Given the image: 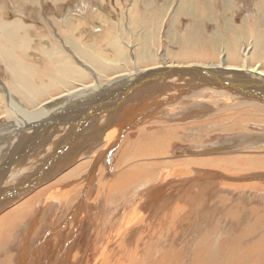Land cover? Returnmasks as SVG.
<instances>
[{
	"label": "bare ground",
	"instance_id": "bare-ground-1",
	"mask_svg": "<svg viewBox=\"0 0 264 264\" xmlns=\"http://www.w3.org/2000/svg\"><path fill=\"white\" fill-rule=\"evenodd\" d=\"M212 1L214 0H182L181 5L177 7L181 11L180 13L183 14L185 13V8L189 10L186 17L194 15V18L197 19L207 18L211 20L213 8L219 7L224 15L235 8L233 0H216L215 3ZM123 9V5H121L119 10L122 11ZM126 9L121 12V15L124 17L127 15ZM263 10L264 0H257L253 13L256 14ZM5 14L16 18L21 15V12L19 10L0 12V55L6 63H9L7 57L11 62H15L17 60L15 55L19 56L18 53H25L29 49L26 40L19 37V32L23 29L25 36L31 37L28 30L36 28L35 25H30L29 22L25 24L22 19L16 22L15 20L10 21L5 18ZM234 21H236L234 16L231 19L226 18L224 20L225 24H223L225 26L224 29H222V25H219L220 30L212 32L213 34L209 35V37L201 34L196 37V34L191 32L183 41L188 42L187 44L189 45L193 41L203 44L213 42L217 48L219 40L222 41L224 38L230 37L239 39L246 35L247 39L251 40L245 42L241 47L246 67L243 65H228L224 59L210 64L199 61L194 62L193 59L199 60L200 58L191 53V49L183 53V57L187 58L188 61L180 63L175 61L169 62L166 56L162 55L163 53L160 54L161 48L155 52L149 48L146 30L136 36V39L141 37V44L138 43L141 47L139 51L137 47L133 46L131 50L134 54L131 55L130 53V55H126V43L125 47L121 44L123 41L128 42L132 36L129 39L128 35L124 34L127 23L123 22V24H120L119 21V25L115 23L111 30L105 34V38L109 42L108 47L113 51L112 57L106 53H102L101 55L85 53L83 57L87 62L81 63L76 60L79 54L74 50L73 45L62 41V43H65L66 48L60 42V47L61 49L64 48V50L56 53L55 49L59 48L58 43L53 44V39L45 38L43 46H49L53 49L43 47L39 50V55L44 54V52L48 53L46 56L48 57L46 69L33 71L34 68L31 69L32 64H25L29 69H22L18 73L10 71L12 73L10 77L12 79L18 77L20 82L16 81L12 84L13 81L9 80L7 87L0 89V122H4L0 125V143L2 145L0 146V184L7 182V185L3 187L0 185V210L7 202L20 201L19 198L22 195L26 196L21 199L18 208H15L0 219V264H148L152 259L156 261H150L149 264H175L177 261L174 263L173 260L169 259L165 250L152 252L149 245L154 240H156V243L161 244V241L166 238L170 225L171 227L172 224L179 226V223L184 220L186 222L188 220L189 222L197 218L192 215V212H195V209L204 204L199 198H206L208 194L206 191L214 187L216 189V186L219 185L226 186L229 184L244 188L250 178L252 182L264 183L262 182L264 181V161L260 160L254 159V161H250V159V162H248L247 159V163H245V161L237 159L235 168L227 170L212 169L219 166L220 160H165L176 153L175 150L178 146L176 138L182 136V130H186L184 127H180L181 120L193 117L195 109L201 113V109L209 108V111H213L216 106H226L225 111L243 106L261 107L264 104V97L260 95L252 97L247 94L245 96L242 94L243 91L240 90L241 92H238L237 89H220L218 91H215L216 88L213 87L212 89L211 87L198 89L189 82L185 83L184 81L187 79L184 77L174 75V77L163 79L162 75L157 76L154 73L155 70L165 67L169 69L178 68L181 71L187 70L184 69L187 67H201L204 68L201 70L202 72L211 71L210 69L222 70L223 72L238 71L257 76L258 80H264V70L261 69V66L258 64L252 67L249 61L250 58H255L264 63V18H261L260 22H256L251 26H247L245 23L238 26ZM177 32L172 33V31H169L167 36L169 42L171 41V36L177 39ZM159 34L161 35V33ZM123 37H125V40L122 39ZM178 40L181 41L180 35ZM165 46L168 47V44H165ZM221 51L226 53L222 49ZM168 52H170V49ZM230 52L233 53L234 51L231 49ZM58 54L62 55L63 59ZM57 55L60 57V61H58ZM204 55L206 56V52ZM132 56L133 58H131ZM208 56H214L212 48ZM238 56V59H240V54ZM68 58L72 62L70 65L67 63ZM190 59L193 61H189ZM56 63L57 65L55 66ZM15 67L18 68L19 65ZM94 72L98 75L99 79L95 83L94 81L87 82L86 74L95 75ZM108 73L112 74L111 78L106 75ZM141 74L149 77L150 83L147 86L139 88L137 81L133 80L139 79ZM153 74L155 75L151 77ZM92 79L94 80L95 78ZM68 82L70 84L73 83L72 86ZM133 82H135L134 86L140 89V94L134 95L130 90L120 98L115 94L112 95L113 92L118 90V87L130 85ZM100 85L102 87L99 89ZM166 88H169V90L164 93V89ZM91 91L94 92L92 94H97V96L99 94H110L109 96L114 97L110 98L111 101L108 103H99V106L94 111H92L93 108H87V104L85 103L82 105L77 104L79 101H87L86 94ZM188 92L190 94L187 96L186 93ZM228 92L232 93L226 94ZM215 93H221L222 97L217 100L214 99L217 103L208 104L206 102L207 97H211V94ZM62 97L63 100L57 106L55 105V108H47L48 103L58 98L62 99ZM135 98H138L140 101L138 100L134 105ZM188 98L197 99L199 102H191L192 104L190 105V103H187ZM174 102L176 104L174 109L170 108L167 111V105ZM133 106H137V110ZM173 110H175V114H171ZM178 114H183V116H179ZM100 115L104 116V118L100 117ZM94 118H98L100 128H108L110 124L117 125L116 129L107 133L106 138H103L101 141L102 144H104L105 140L112 143L103 155L96 156L93 151L85 153L82 158L80 157L81 161L76 164L77 166L75 165L76 167L74 166L73 170L67 171L54 181L52 180L53 182H49L50 186L38 189L36 194H34L35 192L33 193L34 195L29 190L37 187V184L38 186L42 185V181L47 179L51 174L49 169L37 167L38 170H35V172L31 170L28 173V168L25 165L22 175L18 174L21 175L20 177L23 176L19 178V180H22L17 184H14V182L12 184L8 183L9 177L14 172L19 173L21 171L19 163L24 164L22 162L27 158L28 154L31 160L39 155L41 157L42 154H39V152L48 147L53 138L62 132L66 133H64L65 135H63L64 137L59 143V148L63 149L71 145L74 142L71 140L77 131L80 129L77 136L83 135L89 127L86 125L89 121H93ZM168 118H172L171 121L180 120V122L167 124L165 122L168 120L165 119ZM69 119L73 120L69 121ZM10 121L14 122L9 123ZM237 121L238 119L235 122ZM216 122H218L217 119ZM17 123L22 126L21 129H18L19 131H23L21 135L19 131L18 133L15 131L11 132L15 129ZM102 123H104V126H102ZM191 123L194 124L195 122ZM152 124L153 126H157L152 127L153 130H146L149 127L148 125ZM191 125L189 126L191 127ZM195 125L196 123L194 126L192 125V129ZM219 128L220 130L222 129L221 126ZM223 128L225 132H230V127L228 128L225 125ZM130 130L140 131L139 138L134 144L129 143L127 148L120 147V172L107 176L105 174L107 168L104 170V167L108 166L106 165L107 153L112 152L118 145L117 143L121 137ZM197 135L201 136V134ZM197 135L188 138L193 142L190 145H196V142L199 141V139H196ZM89 136L92 138L87 147L93 146L90 144L96 137L98 139V136L100 137L101 134L97 129L93 133L90 131ZM14 140H17L15 144L13 143ZM215 141L213 144L219 142ZM7 145L9 146L6 147ZM75 146L76 143L73 144V147ZM78 151H80L79 147H75L72 154L75 155ZM26 153L27 156L23 158ZM161 159L164 161H157ZM40 160L42 161V157ZM177 162L182 164L180 165ZM32 163L35 164V161ZM237 163L240 164L237 166ZM192 165H201L204 169L197 170ZM210 166L213 167L210 168ZM248 169L257 170V172L249 173ZM149 186L153 187L148 188ZM132 190L135 193L130 198H126L125 196ZM71 197H73L71 205L75 203L73 207L76 208H72L67 217L56 228L57 230L63 228L64 234L62 236H67L66 246L61 249L56 246L55 242V245L51 248L47 247L46 245L50 240L55 241L58 239V236H47V243H42L40 248L33 250L34 252H30L31 240H35L38 237L37 235L42 229L41 224L42 222L44 223V218L56 206L64 202L68 203L65 199ZM104 198H107L106 201ZM98 199L104 203L100 213L96 211ZM186 203L192 204L191 211L189 212L186 211L187 207L184 205ZM88 208H93L91 210V217H88L91 220L89 224L90 232L84 244L81 242L77 243L75 232L85 219ZM181 218H183L182 221H180ZM164 231L165 235L163 238L161 236L158 237V234L162 235ZM12 238L15 241L21 242L18 253L11 250L10 246L14 243L11 240ZM238 247L241 250L240 252L247 251L248 249L242 245H229L228 248L225 247L220 250L223 254L215 258L216 261L210 259V254L208 255L209 259L204 260L201 258L202 261L199 263L196 261V264H232L233 261L236 262L235 259L238 256L236 252L239 251ZM91 249L96 251L93 261H91ZM178 263L180 264V262Z\"/></svg>",
	"mask_w": 264,
	"mask_h": 264
},
{
	"label": "rangeland",
	"instance_id": "rangeland-1",
	"mask_svg": "<svg viewBox=\"0 0 264 264\" xmlns=\"http://www.w3.org/2000/svg\"><path fill=\"white\" fill-rule=\"evenodd\" d=\"M69 1H70L69 3L63 4L61 8H55L51 4H47V8L45 7V10L47 11V12L45 11L46 17L41 16L42 19L45 18V21L40 19V23L38 25L30 24V25H35V28H36V29L28 30L30 32V35L33 38L24 37L21 34L22 30L19 32L20 33L19 37H22L26 40V43L29 45V49L25 53H22V54L18 53L19 56L15 55L17 59L15 62H11L7 57V60L9 61V63H6L4 58H2L0 55V80H1L0 89L3 87H7V83L9 84V80L13 81L12 84H14L16 81L20 82L18 77L16 79H12L10 77V74H12L13 71L14 73H18L22 69H29L28 67L25 66V64H32L31 69L34 68L33 71H41L47 68L46 60L48 57L46 56L48 53L44 52V54L39 55V50H41L43 47L52 49L49 46H43L44 44L43 40L45 38L53 39L52 40L53 44L58 43L59 48L55 49L56 53L66 48L65 43H62V41L73 45L74 50L80 56V57L77 56L76 60L81 63H84L86 61L85 58L83 57L85 53H90L91 55H101L102 53H106L112 57L113 51L108 47L109 42L105 38V34H107L109 30H111V28L115 25V23L116 25H119L118 24L119 21H120L119 22L120 24H123V22L127 23V27L125 28L126 31L124 32V34L128 35L129 39L131 38L130 36L134 38L133 40L132 38L129 40V41L132 40L130 43H128L129 41L124 42L122 40V39L125 40V37L121 39L123 41L121 45L125 47V43H126V46H127L126 55L127 54L130 55V53L131 55L134 54L132 53L133 51L131 50V47L133 46L137 47L139 51V49L141 48L139 45L141 44V37H139V39H136V36L140 35L146 30L147 31L146 32L147 44L149 48H151L154 52L157 51L159 48H161L160 54L163 53L162 55L166 56L169 62L171 61H175L178 63L185 62L187 58L183 57L184 56L183 53L191 49V53H194L197 58H200L199 60L193 59L194 62L199 61V62H203L206 64H210V63H217L218 61H221L222 59H224L225 63H227L228 65H234V66L243 65L244 67H246V64L244 63L245 58L241 52V47L243 46V44L245 42L251 41L250 39H247L246 35L239 39L230 37V38H224L222 41L219 40L217 48L215 47L213 42L203 44V43H197L193 41L191 45H189L187 44L188 42L186 43L185 41H183V39L187 38L191 32L193 34H196V37H198L199 34L204 35L205 37H209V35H212L216 30H220L219 28L221 25H222V29H224L225 27L223 25L225 24L224 20L226 18L231 19L233 16L236 18V21H234V23L238 26L244 23L247 26H251L252 24L256 22H260L261 18H264V10L259 11L256 14L253 13L255 11V5L257 3V0H233L235 4V8H233L226 15H224L220 11L219 7L213 8L212 20L207 19V18L197 19V18H194V15L192 17H186V14L189 12V10L185 8L184 9L185 13L183 14V13H180L181 11L179 10V7H177L181 5L182 0H126L125 2L124 0H121V1L120 0H105V3L102 4L100 7L93 5L88 11H87V8L84 10V12L77 11L75 14L76 17L72 18L73 23L71 24V25H75V28H69V27L64 26V21L62 22L63 25L60 23H56L57 20L62 19V16H61L62 11L65 12L64 16L67 14L72 15L73 10H74L73 7L78 6V4H76L78 3V0H69ZM212 2L215 3L216 0ZM4 3H5V0H0V6H2ZM121 5H123L124 11H125V8H127L126 9L127 15L125 17L121 15V12L123 10L122 11L119 10ZM20 11H21V15L24 16L25 13L22 10ZM0 12L3 13V11H0ZM48 12H50L49 16H48L49 14ZM102 12H104L106 16H104ZM8 16L5 14V18L9 20L11 17L10 15ZM30 20L33 21V18L28 19L27 17L25 19L26 22ZM122 20H125V21H122ZM81 24H83L85 28H82ZM190 30H193V31H190ZM31 31L33 32V34H31L32 33ZM169 31H172V33H176L178 31L177 39L180 35L181 41L179 40L177 41L176 37L173 38V36H171V41L169 42L167 38ZM159 33H161V35ZM56 38H58V40H56ZM60 42H61V45L64 47L63 49H61L60 47V44H59ZM165 44H168V47H166ZM167 48L168 50L170 49V52H168ZM211 48L214 52V56H208L211 52ZM221 49L224 50L226 53L222 52ZM231 49L234 51L233 53L230 52ZM205 52H206V56L204 55ZM239 54H240V59H238ZM58 55L61 57V59H63L62 55L60 54ZM59 56H58V59H59L58 61L61 60ZM131 58H133V56ZM193 60L190 59L189 61H193ZM249 61L252 67L259 64L261 66V69L264 70V63L260 62L259 59L250 58ZM67 63L69 65L72 64L70 58L67 59ZM16 65H19V67L16 68L15 67ZM56 65L57 63L55 64V66ZM75 65L78 66L76 63ZM59 66H60V63H59ZM175 69L179 70L178 68H175ZM184 69H193L195 71H199L204 68L187 67ZM10 71H12V73H10ZM106 75L110 76L109 78H111L112 74L108 73ZM86 76H87V79H86L87 82L94 81L95 83L99 79L96 73L95 75L86 74ZM92 78H95V79L93 80ZM68 83L70 86H72L73 84V83L70 84V82ZM101 87L102 86L100 85L99 89ZM218 90L220 89H215V91H218ZM115 92H113L112 95ZM92 93L94 92L91 91L90 93L86 94L88 98L87 100H89V102L79 101L77 102V104L82 105L83 103H85L87 104V108H93L92 111H94L95 108L99 106V103L95 104L96 102L95 97H97V94H92ZM230 93L232 92H228L226 94H230ZM188 94L190 93L189 92L186 93L187 96ZM220 94L219 93L211 94V97L213 98L210 99L211 97H207L206 102L211 105L217 103V101H214V99L215 100L220 99V97H222V95ZM242 94L245 96L247 95L244 93ZM99 95L103 96L104 98L114 97V96H109L110 94H106V95L99 94ZM134 95H138V94H134ZM251 96L254 97L253 95ZM197 99L188 98L187 103H190L191 105L192 104L191 102L193 103L199 102V100ZM61 100H63V97L62 99L58 98L48 103L47 108H53L55 105L57 106L59 103H61ZM138 100H139L138 98L134 99V105L135 103H137ZM93 102L94 104H92ZM89 103H91L92 105H90ZM173 104H175V102L170 105H167L168 107V108L166 107L167 111H169L170 108L174 109V106H176V104L175 105ZM136 107L137 106H133V108L137 110ZM225 107L226 106H223V107L216 106L213 111L211 110L207 111V109H204L203 110L204 114L194 115L193 117L186 118L185 120H181L180 127L182 126L186 130H182L183 131L182 136L176 138L177 139L176 143L178 144L175 150L176 153L169 156L165 160L167 161L220 160L221 162L219 166L216 168H212L214 170H219V169L227 170V169L235 168V162H237V159H241V161L243 162L245 161V163H247V159H248V162L252 160L254 161V159L264 161V104L261 107L243 106L241 108L228 109L224 111ZM172 113L175 114V110L171 111V114ZM178 115L183 116V114H178ZM100 117L104 118V116H101V115ZM118 117L120 116L118 115ZM98 118L97 119L94 118L93 121L92 120L89 121L88 124L86 125V126H89L86 132L83 135L77 136L78 131L80 130L79 129L76 135H74L75 138L73 137L75 140L73 138L71 140L74 142H72L71 145H68L67 147L63 149L59 148V143L61 139L64 137L63 136L65 135L64 133L66 132H62L57 137L53 138L49 146L45 147L43 151H40L41 153L39 152V154H42L44 156L46 154L45 157L41 155L42 161L40 160L41 159L40 155L32 158L31 160V157L29 154L28 156H27V153L24 154L23 158L27 156L28 159L26 158L22 162L24 164L19 163V167L21 168L20 169L21 171H19V173L14 172L11 175L12 177L11 176L9 177L8 183L10 182V184H12L14 182V184H17L18 182L22 180V179L19 180V178L23 177V176L22 177L20 176L22 175V170L25 167V165H26V168H28V173H30L31 170L35 172V170H38V168L49 169L51 171V174L50 176L47 177V179L42 181L41 183L42 185L38 186L37 184V187L33 188L32 190H29L31 194H33L34 192H35L34 194H36L37 193L36 191L38 189L40 190V189L50 186V183L53 182L55 179H57L58 177L66 173L67 171L73 170L74 166L81 161V158L85 153L93 151L96 156L103 155V153H105V151L107 150L108 146L112 145V143H110L108 140H105L104 144H102L101 141L103 138H106L107 133H109L113 129H116L117 125L110 124V127L108 128H105V129L103 127L100 128ZM171 119L172 118L165 119V120H168L165 123L167 124L173 123L174 121H171ZM194 119L198 122V124ZM216 119L218 120V122H216ZM237 119L238 121L235 122ZM160 121L162 122V120ZM193 121L196 123L198 127L195 125V127L192 129V125L194 126L195 124V123L194 124L191 123ZM12 122L14 121H10L9 123H12ZM175 122L178 123L180 122V120L175 121ZM3 123L4 122H0V125H2ZM94 124L96 125L94 126ZM20 125L21 124L17 123V126L15 127V129H13L11 132L15 131L18 133L19 131L18 129L22 128V126ZM189 125H191V127ZM219 125L222 127L221 129L222 132L219 128L220 127ZM222 125L224 126L226 125L228 128L230 127V132H225L223 130L224 126ZM148 126L151 128L148 127L146 128V130H153L152 127H156L157 125L153 126L152 124ZM200 127L201 129L199 130ZM97 129L100 132L101 136L100 137L98 136V139L96 137L94 141H92L90 145H93V146L87 147V145H89L88 143H90V140L92 138L91 136H89V132L91 131V133H93V131ZM22 132L23 131L20 130L19 134L21 135ZM139 132L140 131L130 130L126 132V134L124 133L125 135L121 137V139L117 143L118 145L112 150V152H108V153L106 152L107 153V156H106L107 164L106 165L108 166L104 167V170L107 168V172L105 170V174L107 176L115 175L118 172H120V164H119L120 149L124 147L127 148L129 143L134 144L139 138ZM197 134H201V136H198ZM196 135H197L196 139L197 140L199 139V141L197 142L195 141L196 145H190L193 142L190 141L188 138L191 136L194 137ZM214 140L219 141V142L213 144ZM16 141L17 140H14L13 143L15 144ZM251 142H253L254 144ZM75 143H76L75 147H79L80 151L76 152V154L73 155L72 151L75 148L73 147V144ZM0 146H2L1 143H0ZM8 146L9 145H7L6 147ZM34 161H35L36 167H35V164L32 163ZM157 161L160 162L164 160L161 159ZM147 162L149 161L147 160ZM177 163L180 165L182 164L179 162ZM31 164H32V168H31ZM239 164L240 163H237V166ZM192 166L195 167L197 170L202 169V168L204 169V167L201 165H192ZM211 167L213 166H210V168ZM251 169L253 168L251 167ZM250 172H257V170H249V173ZM18 174H21V175H18ZM10 178H12L13 180ZM250 179L247 182L246 187L244 188H239L238 186L229 184L226 186L219 185V186H216V189L214 187L206 191L208 193L207 197L199 198V200L204 203L203 205L199 206V208L202 207L200 208L201 210L198 208L194 210L195 212H192V215L197 217L198 219L194 218L189 222L188 220L187 222L184 220L183 222L179 223L180 227L178 225L174 226V224H172V227L170 225L169 226L170 228L167 231L166 238L163 241H161L162 242L161 244L156 243V240L152 241L149 245L150 250L152 252L158 251V250H161V251L165 250V253L166 255H168L169 259L173 260L174 263L177 261L175 264H179L178 262H180V264H196V261H198V263L202 261L201 258L204 260L209 259L208 255L210 254H211L210 259L212 261H216L215 258L223 254L222 252H220V250L225 247L228 248L229 245L230 246L242 245L248 248L247 251L240 252L241 250L238 247L239 251L236 252L238 253V256L237 257L234 256L236 257L235 259L236 262L233 261L232 264H264V259H263L264 258V185H263L264 183H255V182H252ZM6 183H1L0 185H2L3 187L4 185H7ZM151 187L153 186H149L148 188H151ZM133 193L135 192L132 190L125 197L130 198ZM25 196L26 195H22L21 198H19V200L21 201V199L24 198ZM107 198H104L105 201ZM72 199L73 197L65 199L68 201V203L64 202L56 206L57 208L55 207L51 211V213L44 218L43 220L44 223L42 222L41 224L42 229L40 232H38V235H37L38 237H36L35 240L33 239L31 240V245L29 248L30 252H34L33 250L40 248L42 243L44 244L47 243L48 241L46 240L47 236L48 237L58 236L57 240L55 241L50 240L46 245L47 247L51 248L52 246L55 245V242H56V246H58L61 249L66 246L67 236L66 237L62 236L64 234L63 228L59 230H57L56 228L63 221V219L67 217V214L69 213V211L72 208H76V207H73L75 203L71 205ZM20 201L17 200L11 203L7 202V204H5L3 208L0 210V219L6 214L10 213L15 208H18ZM103 205H104L103 201L98 199V204L96 205V208H97L96 211L100 213L101 209L103 208ZM184 205L187 207L186 211L188 212L191 211L190 210L192 206L191 203L189 204L186 203ZM92 209L93 208H88L87 215H86L87 218L85 217V219L82 221V224L79 226L78 230L75 232L76 233L75 239L77 243L81 242L84 244L85 239L88 237V233L90 232L89 224L91 221L90 218L88 217H91ZM195 213H197L198 216ZM182 220L183 218H181L180 221ZM186 224L187 225L189 224V226H187ZM164 235H165V231L163 232L162 235L158 234V237L161 236L163 238ZM11 240L14 241V243H12L10 246L11 250L14 252L17 251L18 253L20 251L19 248L21 246V242L15 241L14 238H12ZM212 248L213 249L215 248V249L213 250ZM91 251H92L91 261H93V258H94L93 256H95L96 251L92 249ZM150 261H156V260L152 259Z\"/></svg>",
	"mask_w": 264,
	"mask_h": 264
},
{
	"label": "water",
	"instance_id": "water-1",
	"mask_svg": "<svg viewBox=\"0 0 264 264\" xmlns=\"http://www.w3.org/2000/svg\"><path fill=\"white\" fill-rule=\"evenodd\" d=\"M155 74L162 75V78H169L179 76L184 77L187 80L184 82L191 83V85L196 86L198 89L206 88V87H213L216 89H237L238 92L243 91L244 94H249L250 96H256L260 95L261 97H264V80H258L257 76L246 74V73H240L238 71L233 72H223L222 70H211V71H205L202 72L201 70L195 71L193 69H187L185 71L177 70V69H169L167 67L157 69L154 71ZM196 73V74H195ZM155 74H153L151 77H153ZM228 74V75H227ZM133 81H137V86L139 88H142L144 86H147L150 82V78L145 76L144 74H141L139 79H134ZM142 81V83H141ZM135 82H133L130 85L120 86L118 87L116 94L119 96H124V94L127 91H133L134 94H140V89H138L136 86H134ZM141 83V85H139ZM201 87V88H199ZM169 88L164 89V93L168 92ZM241 90V91H240ZM95 104L98 103H108L111 101L108 97H103L98 95L95 97ZM89 102V100H87ZM84 104V103H83ZM90 105L94 104V102ZM207 111H209V108H207ZM109 112V111H108ZM107 112V113H108ZM195 115H199L201 113H204V111L201 109V113L197 112V110H194ZM73 119H69V121H72ZM104 123H102V126Z\"/></svg>",
	"mask_w": 264,
	"mask_h": 264
},
{
	"label": "crops",
	"instance_id": "crops-1",
	"mask_svg": "<svg viewBox=\"0 0 264 264\" xmlns=\"http://www.w3.org/2000/svg\"><path fill=\"white\" fill-rule=\"evenodd\" d=\"M69 0H5V3L0 6V11H16V10H22L25 15H19L16 18L10 16L11 18L9 19L10 21L12 20H16V21H20L21 19L25 22V24H36L38 25L40 23V19L41 16L42 17H46L45 16V7L47 8V4H51L52 6H54L55 8H61V6L63 4L69 3ZM76 2V1H75ZM74 2V3H75ZM105 3V0H78V6H74V10H73V14H67L64 16V13L62 11V21L61 20H57L56 23H60L62 24V22L64 21V26L65 27H69V28H75V25H71L73 23L72 18L76 17L75 14L77 11H82L84 12V10L87 8V11L91 8V6H97L100 7L102 4ZM113 7V6H112ZM21 12V11H20ZM47 12V11H46ZM48 16L50 15V12H48ZM104 16H106V14L104 12H102ZM8 16V14H6ZM9 17V16H8ZM28 17V19H32L33 21L30 20L28 22L25 21V19ZM42 20H45V18H43ZM66 21V22H65ZM63 25V24H62ZM99 26V25H98ZM82 28H85L83 24H81ZM21 34L24 37L25 36L23 29L21 31ZM29 38H33L32 36Z\"/></svg>",
	"mask_w": 264,
	"mask_h": 264
}]
</instances>
